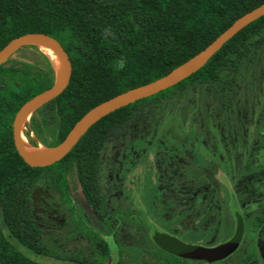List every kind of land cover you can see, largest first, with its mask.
<instances>
[{
    "label": "trees",
    "instance_id": "trees-1",
    "mask_svg": "<svg viewBox=\"0 0 264 264\" xmlns=\"http://www.w3.org/2000/svg\"><path fill=\"white\" fill-rule=\"evenodd\" d=\"M262 4L264 0H0V51L28 33L54 37L67 51L73 65L69 86L31 118L35 124L38 113L46 122L57 117L60 134L52 148L92 108L166 76ZM30 47L45 61L41 73L13 64L12 58L0 66V264H44L19 247L74 264H105L114 252L121 257L118 264L124 253H136L142 264H189L173 254L171 245L157 240L162 235L158 229L153 230L155 234L134 223L132 214L110 206L103 182L104 156L110 143L127 138L135 126L156 116L178 93L198 88L205 98L232 109L245 71L264 53V17L240 31L178 85L101 119L63 160L44 168L28 165L14 141V121L21 107L57 79L54 65L37 46L23 47L14 56ZM72 170L86 204L103 225L98 230L77 218L82 229L71 234L88 245L76 252L64 250L58 239L47 238L35 205V192L43 186L69 207ZM203 185L209 195L201 217L212 213L215 220L217 211L212 204L208 206L214 186L206 180ZM254 222L257 228L264 227V207ZM236 223L240 245L246 227L239 213Z\"/></svg>",
    "mask_w": 264,
    "mask_h": 264
},
{
    "label": "rangeland",
    "instance_id": "rangeland-1",
    "mask_svg": "<svg viewBox=\"0 0 264 264\" xmlns=\"http://www.w3.org/2000/svg\"><path fill=\"white\" fill-rule=\"evenodd\" d=\"M11 61L37 73L46 68L40 52L31 47ZM204 96L198 88L178 93L156 116L135 126L127 138L108 145L103 182L110 206L132 214L134 223L152 232L158 229L186 244L205 248L234 236L239 213L246 224L245 240L236 254L218 264H236L244 257L257 258L254 264H264V227H254L264 207V53L245 71L232 109H224L219 101ZM36 116L38 122L29 120L25 125V137L29 146L45 151L58 142L59 122L56 116L53 122H46L41 113ZM205 180L214 186L208 206L212 204L217 211L215 220L226 217V228L192 231L188 227L193 221L201 223V212L206 207L205 195L208 198L209 194L200 184ZM69 186V207L76 214L43 186L35 192V205L47 238L58 239L64 250L76 252L88 245L84 240H74L71 234L82 229L77 218L98 230L103 225L86 204L74 170L69 175ZM191 208L195 212L190 215ZM212 234L214 237H209ZM19 249L44 264H74ZM120 259L114 252L105 264H118ZM121 264H142V260L136 253H124Z\"/></svg>",
    "mask_w": 264,
    "mask_h": 264
},
{
    "label": "water",
    "instance_id": "water-1",
    "mask_svg": "<svg viewBox=\"0 0 264 264\" xmlns=\"http://www.w3.org/2000/svg\"><path fill=\"white\" fill-rule=\"evenodd\" d=\"M262 17H264V4L237 19L207 48L184 64L175 68L166 76L149 84L119 94L92 108L75 124L68 136L61 143L55 147L48 148L46 152L38 155H30L27 152L24 127L29 120H31L37 110L60 96L67 89L71 81L73 65L67 51L61 43L54 37L47 34L28 33L12 40L0 51V66L12 58L18 50L31 45L37 46L38 48L39 45L49 48L59 57L62 63V71L59 74L53 61L40 50L54 65L57 79L51 88L26 102L15 117L14 141L20 156L28 165L32 167L44 168L60 162L73 150L82 136L101 119L123 107L152 97L178 85L205 66L208 61L240 31ZM158 237H160L157 239L158 241H163L165 244L171 245L174 248V253H178L179 255L185 257L208 259L210 261L226 258L237 249L239 245L238 240H240L237 236H235L228 243L222 244L216 248L208 249L184 244L178 239L166 234L159 235Z\"/></svg>",
    "mask_w": 264,
    "mask_h": 264
},
{
    "label": "flooded vegetation",
    "instance_id": "flooded-vegetation-1",
    "mask_svg": "<svg viewBox=\"0 0 264 264\" xmlns=\"http://www.w3.org/2000/svg\"><path fill=\"white\" fill-rule=\"evenodd\" d=\"M200 184H203V181H201V183ZM207 196V194L205 195V197ZM110 201V200H109ZM175 203H177V201L175 202ZM176 205V204H175ZM184 209V208H183ZM182 209V210H183ZM181 210V211H182ZM189 211V210H188ZM195 212V208H191V210H190V215L192 214V212ZM203 212V211H202ZM201 212V213H202ZM218 213H219V211H218ZM189 215V216H190ZM216 215V214H215ZM213 214L212 213H208V214H206L205 216H203V217H201L202 219H201V226H200V224H196L194 221H193V226H191V227H188V228H190L192 231H197V230H205L206 228H210L211 226H212V228H213V226H214V224H216V226L217 227H219L220 229H221V227H225V226H223V223H224V220H225V218L226 217H223L222 218V220H220L219 221V219H218V221L217 220H213ZM216 218V217H215ZM189 219V217H187V219H184V220H182V221H186V220H188ZM217 219V218H216ZM217 221V222H216ZM206 224V225H205ZM244 224H245V220H244ZM181 225H182V222H181ZM231 225H234V224H232V223H230L229 224V226H231ZM204 226V227H203ZM216 226H215V228H216ZM228 226V227H229ZM183 227V226H182ZM245 227H246V224H245ZM255 227V229H258L256 226H254ZM183 228H187V227H183ZM226 228V227H225ZM160 234H166V235H169V236H171V237H174V238H176V239H178L177 237H175V236H172V235H170V234H167V233H164V232H159ZM192 233H194V232H192ZM156 234V233H155ZM236 234V233H235ZM235 234H234V236L229 240V241H231L234 237H235ZM212 237H214L213 236V234H212ZM179 240V239H178ZM244 240H245V236L243 237V240H242V242L240 243V245L237 247V249L233 252V253H231L230 255H228L226 258H223V259H221V260H214V261H210V260H208V259H203V258H191V257H185V256H182V255H179L178 253H174L173 252V254L175 255V256H178L179 258H181V259H184V260H189L190 261V263L189 264H218V263H222L223 261H226V260H228L231 256H233L234 254H236L237 253V251L239 250V248L242 246V244H243V242H244ZM179 241H181V240H179ZM229 241H226L225 243H228ZM182 242V241H181ZM184 243V242H183ZM225 243H222V244H225ZM184 244H186V243H184ZM222 244H219V245H217V246H213V247H210V248H208V249H212V248H216V247H218V246H220V245H222ZM187 245H189V244H187ZM192 246H199V247H203V246H200V245H192ZM203 248H205V247H203ZM257 258L256 259H250L249 257H244L243 259H239L238 260V263H236V264H254V263H258L257 262Z\"/></svg>",
    "mask_w": 264,
    "mask_h": 264
},
{
    "label": "bare ground",
    "instance_id": "bare-ground-1",
    "mask_svg": "<svg viewBox=\"0 0 264 264\" xmlns=\"http://www.w3.org/2000/svg\"><path fill=\"white\" fill-rule=\"evenodd\" d=\"M39 48L43 53H45L53 61L58 73L60 74L62 71V63H61L59 57L52 50H50L49 48H47L45 46L39 45ZM25 145H26L27 152L30 155H38V154H41V153H44L47 151V150L39 151V150L32 148L31 146H29L26 139H25Z\"/></svg>",
    "mask_w": 264,
    "mask_h": 264
}]
</instances>
